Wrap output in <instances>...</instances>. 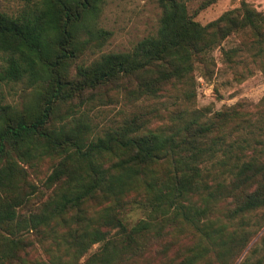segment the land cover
Returning a JSON list of instances; mask_svg holds the SVG:
<instances>
[{"label": "trees", "instance_id": "trees-1", "mask_svg": "<svg viewBox=\"0 0 264 264\" xmlns=\"http://www.w3.org/2000/svg\"><path fill=\"white\" fill-rule=\"evenodd\" d=\"M22 2L0 12V264H232L264 208V101L206 116L194 74L211 78L218 49L228 67L258 58L264 75V13L240 0L201 25L157 0L153 35L86 61L111 36L98 26L105 0ZM170 98L164 114L91 117ZM132 207L145 217L128 228Z\"/></svg>", "mask_w": 264, "mask_h": 264}, {"label": "rangeland", "instance_id": "rangeland-1", "mask_svg": "<svg viewBox=\"0 0 264 264\" xmlns=\"http://www.w3.org/2000/svg\"><path fill=\"white\" fill-rule=\"evenodd\" d=\"M193 19L201 25L216 19L226 10L238 6L240 0H179ZM255 11L264 13V0H244ZM212 2V3H211ZM23 8L22 0H0V12L15 16ZM160 9L157 0H105L98 18V26L109 31L111 36L100 50L85 57L86 61L94 59L98 54L105 52L129 51L139 40L153 35L157 28ZM238 41L232 37L226 39L221 47L229 49L235 47ZM214 65L211 78L203 80L197 73L194 74L195 96L192 107L199 110L205 108L206 116L220 111L237 103L243 109L253 112L260 101H264V75L259 69V59L242 53L236 58L237 64L232 67L224 62L218 49L212 52ZM241 75L243 79L237 81ZM15 90L17 89L16 86ZM179 99H163L159 102L146 101V104L135 103L122 106L113 104L97 107L91 117L98 127H107L120 120L123 113L138 108H156L160 114L171 109ZM264 208L257 210L249 216L248 225H243V230L250 232V238L232 264H240L247 258L250 262L264 264ZM145 212L135 207L128 209L124 214L126 227L133 226L137 221L144 219ZM237 228V225H234ZM100 245L92 246L84 260L95 252ZM81 260V261H82ZM152 264H158L157 259Z\"/></svg>", "mask_w": 264, "mask_h": 264}]
</instances>
